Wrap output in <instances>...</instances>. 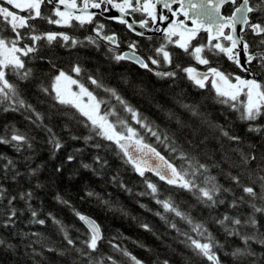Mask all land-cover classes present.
I'll return each instance as SVG.
<instances>
[{
  "label": "snow or ice",
  "instance_id": "1",
  "mask_svg": "<svg viewBox=\"0 0 264 264\" xmlns=\"http://www.w3.org/2000/svg\"><path fill=\"white\" fill-rule=\"evenodd\" d=\"M164 10L170 16L165 15ZM113 11L117 15H112ZM136 14L142 19L137 21ZM105 21L124 25L139 37L145 33L134 25L159 32L161 42L146 54L139 51L138 41L127 42L128 51H122L119 35ZM161 23L165 26L161 27ZM53 26L61 30H53ZM89 28L91 34L83 38L74 34ZM101 44L111 60L130 61L160 79L187 80L223 106L225 123L221 124L202 112L199 104H181L202 125L218 133L219 159L206 152L204 155L210 162L201 161L177 143L175 134L169 135L129 104L115 88L105 86L102 77L85 68L78 56L65 68L56 53L57 48L69 53L90 46L98 50ZM221 59L230 62L237 71L225 69ZM37 62L47 64V70L37 69ZM34 81L38 92L55 102L51 107L59 106L65 110L62 114L72 119L79 117L77 123L89 129V135H70L71 140L82 139L86 145L96 138L110 142L123 162L143 179L146 191L140 195L151 196L163 213L173 214L189 226V231H181L161 212L156 213L185 238L183 243L196 257L208 264H223L221 252L225 243L211 229L210 225H215L225 240L240 242L224 253L234 264H264V251L257 252L253 247L258 245L264 249V152L256 151L254 144L234 132L233 122L228 118L234 115L247 126L249 133L264 137V123H258L264 120V0H0V112L25 113L30 129L46 134V143L54 157L64 148L65 141L46 123L50 115L25 98V88ZM97 89L114 98L120 108L130 114L131 122L109 101L99 97ZM68 109L73 111H66ZM168 117L175 118L180 128L186 127L174 113L169 112ZM64 128L71 131L67 124ZM146 137L155 138L168 154H162ZM34 142L35 136L30 130H21L15 125L0 127V146L23 153L32 150ZM91 146L102 147L99 142ZM81 151L75 150L76 153ZM31 159V156H23L25 163ZM74 159L73 154L67 156L69 162ZM93 160L102 168L107 165V160L99 154ZM82 167L91 169L92 165L82 163ZM39 170L40 166L33 168L29 164L27 176L36 177ZM146 173L153 174L172 189L190 194L198 204L210 210L208 218L196 220L171 196L160 199L158 184ZM23 175L18 161L0 151V217L4 218L0 227L15 228L16 221L27 213L28 224L45 226L50 220L66 242V248L58 249L47 242L43 233H14L28 241L25 247L31 249L32 256L43 255L35 247L40 245L61 256L76 253L78 258L73 259L72 264H123L116 256L101 252L102 243L106 241L114 253L127 258L128 264H144L114 239L106 240L100 224L75 208L72 209L75 216L85 227L83 240L73 238L68 226L53 213L41 218L42 210L33 204L37 197L32 187L13 194L5 186V181L17 182ZM221 177L227 181V186L221 182ZM117 180L113 177L114 182ZM120 186L131 191L122 183ZM40 187L39 183L35 185L37 189ZM86 195L100 200L109 210L124 211L94 191ZM56 199L71 207L61 196L57 195ZM20 202L23 207L17 206ZM221 207L225 210L218 212ZM211 212L217 214L211 215ZM141 227L151 231L146 223ZM0 248L14 250L16 245L0 237ZM157 264H169V261L165 259Z\"/></svg>",
  "mask_w": 264,
  "mask_h": 264
},
{
  "label": "trees",
  "instance_id": "2",
  "mask_svg": "<svg viewBox=\"0 0 264 264\" xmlns=\"http://www.w3.org/2000/svg\"><path fill=\"white\" fill-rule=\"evenodd\" d=\"M53 30L57 29L53 26ZM81 30L79 36L81 38L91 34L90 28ZM157 44L159 42L153 43L152 46L154 47ZM56 53L65 68L69 67L70 62L78 56L85 68L102 77L105 86L115 88L129 104L154 121L162 130L168 131L169 135L175 134L177 143L185 150L197 155L201 161L210 162L208 156L219 159V153L216 151L219 144L216 138L218 133L202 125L197 117L191 116L181 107L182 103H197L201 106L200 110L208 113L213 121L221 124L225 123V109L223 106L216 104L209 93L202 94L200 90L192 87L184 79H177L172 82L160 79L153 73L124 61L117 63L110 59L106 48L103 46H100L98 50L90 46L74 50L72 53L57 48ZM35 67L47 70L48 65L37 62ZM231 71L235 72L237 69L232 66ZM90 87L94 88L95 86ZM96 93L99 97L114 105L120 115L131 122L130 114L124 112L114 98L103 92L102 89H97ZM24 95L38 110L50 115L51 118L46 123L58 132L65 141V146L53 157L50 146L46 143V134L35 128L30 129L28 121L25 120V113L0 112V127L15 125L21 130H30L31 134L35 136L33 149L23 153H17L9 146H0V151L16 159L19 170L25 173L17 182L5 181V186L13 194L32 187L37 197L33 204L42 210L41 218H44L49 212L53 213L68 226L70 235L73 238L79 237L80 240H83L85 238L83 236L85 227L75 216L72 209L75 208L77 211L90 216L100 224L106 240L114 239V242L127 248L144 264H157V261L165 259L169 261V264H208L203 258L196 257L191 249L183 243L185 238L176 229L171 228L169 223L157 216L156 213L161 212L169 222L175 223L181 231H189V226L173 214L163 213L162 208L155 203L151 196L140 195V193L146 191L143 179L117 155V148L114 145H110V142L99 138L90 141L87 145L82 139L71 140L70 135L81 137L89 135V129L77 123L79 117L72 119L70 116L63 115L62 113L65 110L59 106L56 108L51 107L55 102L38 92L35 81L25 88ZM104 107H107V105H104ZM66 111L72 112L73 110L68 109ZM169 112L174 113L175 117L184 122L186 127L180 128L175 118L169 119ZM228 118L233 122L232 130L234 132L241 135L247 143L254 144L256 151L264 152V137L249 133L247 126L237 121L234 115H229ZM258 123H264V120L258 121ZM65 124L68 125L70 132L64 128ZM146 141L156 146L162 154H168L164 145L157 144L155 138L146 137ZM187 141L192 143L189 144ZM97 142L102 145L100 149L91 146ZM76 149L82 151L76 153ZM206 152L208 156L204 155ZM69 154L75 155L76 159L69 162L67 160ZM97 154L107 160V165L103 168L94 163L93 157ZM23 156H31L32 159L25 163ZM82 163L91 164L92 168L85 169L82 167ZM29 164L33 168L40 166L38 176H27ZM57 168L61 170L57 171ZM215 172L214 169L213 174ZM146 175L158 184L160 199L171 196L183 210L190 212L196 220H206L210 215V210L198 204L190 194L170 188L150 173H146ZM113 177L118 178L117 182L113 181ZM220 179L227 186V181L223 177ZM37 183L42 187L35 188ZM121 183L131 191L122 188ZM88 191H94L101 198L110 200L114 207L122 208L123 213L109 210L100 200L95 197H88L86 195ZM57 195L68 200L71 207L59 203L56 199ZM141 205H144V207H141ZM17 206L23 207L22 202L18 203ZM224 210L221 207L218 212ZM245 211L249 210L245 209ZM216 214L217 212H211V215ZM3 219V217H0V223H3ZM28 219L29 215L25 213L16 221L15 228L0 227V237L16 245L14 250L0 248V264H72L73 259L78 258L76 253L61 256L57 252H48L42 249L40 245H35V247L37 252H43V255L32 256L31 249L25 247L28 241L22 240L19 235L14 233H43L48 238L47 242L58 249L66 248V242L50 220L45 226H40L28 224ZM142 223L148 224L151 231L142 228ZM210 227L218 235L221 242L225 243V247L221 252L223 264H234L232 258L224 253L231 251L240 242L235 239L225 240L223 233L219 232L215 225H210ZM32 239H35V237H32ZM140 245H143V247ZM253 247L257 252L264 251L258 245H253ZM101 252L105 255H114L123 264H128L127 258L114 253L106 241L102 243Z\"/></svg>",
  "mask_w": 264,
  "mask_h": 264
},
{
  "label": "flooded vegetation",
  "instance_id": "3",
  "mask_svg": "<svg viewBox=\"0 0 264 264\" xmlns=\"http://www.w3.org/2000/svg\"><path fill=\"white\" fill-rule=\"evenodd\" d=\"M174 7H177L176 5H174ZM164 14L165 15H169L170 16V13H167V10H164ZM183 18V17H181ZM135 19L137 21H139L140 19H142L141 15L140 14H136L135 15ZM105 23L107 24V26L114 32H116L118 35H119V38L121 40V45H120V48L122 51H128L127 49V42H130V41H138L139 42V51L141 53H147L149 51V49H151L153 46V43L155 44L156 42H161V39H162V34L160 36H157V35H154V36H149L151 37V39H148V37H139V36H136L134 35L133 33H131L128 29H126V27L124 25H120L118 23H114V22H110V21H105ZM190 24V22H189ZM161 27H163V24L161 23L160 25ZM57 30H61V29H57ZM65 31H71V30H67V29H64ZM81 29L76 31L74 34L77 35V36H80L81 35ZM91 32V31H90ZM248 38V37H246ZM101 46L105 47L103 44H101ZM155 46V45H154ZM128 64H132L136 67H139L137 66L136 64L130 62V61H124ZM221 63L223 65V67L225 69H228L229 71H231L232 69V66L235 67L234 65L230 64V62H228L226 59H221Z\"/></svg>",
  "mask_w": 264,
  "mask_h": 264
},
{
  "label": "water",
  "instance_id": "4",
  "mask_svg": "<svg viewBox=\"0 0 264 264\" xmlns=\"http://www.w3.org/2000/svg\"><path fill=\"white\" fill-rule=\"evenodd\" d=\"M112 15H116L117 13L115 12V11H113L112 13H111ZM172 19H174V18H172ZM190 22V21H189ZM191 23V22H190ZM163 24V27L165 26V24L164 23H162ZM134 26H136L137 27V30L138 31H143L144 33H145V36H143V37H149V36H154V35H157V36H160L161 35V33H159V32H155V31H151V30H149V29H140L139 27H138V25H134ZM131 32V31H130ZM132 33V32H131ZM134 34V33H133ZM135 35V34H134ZM151 174V173H150ZM153 175V174H152ZM82 223V222H81ZM82 225H83V223H82ZM84 226V225H83Z\"/></svg>",
  "mask_w": 264,
  "mask_h": 264
},
{
  "label": "bare ground",
  "instance_id": "5",
  "mask_svg": "<svg viewBox=\"0 0 264 264\" xmlns=\"http://www.w3.org/2000/svg\"><path fill=\"white\" fill-rule=\"evenodd\" d=\"M117 15V14H116Z\"/></svg>",
  "mask_w": 264,
  "mask_h": 264
}]
</instances>
